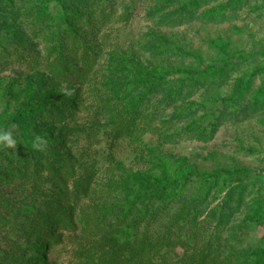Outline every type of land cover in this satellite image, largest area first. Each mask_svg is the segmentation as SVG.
I'll return each instance as SVG.
<instances>
[{
    "label": "rangeland",
    "instance_id": "374dc122",
    "mask_svg": "<svg viewBox=\"0 0 264 264\" xmlns=\"http://www.w3.org/2000/svg\"><path fill=\"white\" fill-rule=\"evenodd\" d=\"M2 131L0 264H264V0H0Z\"/></svg>",
    "mask_w": 264,
    "mask_h": 264
},
{
    "label": "trees",
    "instance_id": "16d2710c",
    "mask_svg": "<svg viewBox=\"0 0 264 264\" xmlns=\"http://www.w3.org/2000/svg\"><path fill=\"white\" fill-rule=\"evenodd\" d=\"M74 37H75V35H74ZM56 73L59 74L58 72H56ZM176 75H186V76H189L191 78H196V77H200L203 75H208V73L197 72V71H192V70H179V71H177ZM153 80H154L153 82H162L166 79L161 77V78H154ZM190 176L191 175H188L187 179L190 178ZM196 180L201 182L202 185H204L210 181V177L207 175H199V176H196ZM155 260H156V257L154 255L141 253V254L135 256L133 259H128L124 264H158V263H156Z\"/></svg>",
    "mask_w": 264,
    "mask_h": 264
},
{
    "label": "clouds",
    "instance_id": "9594fccd",
    "mask_svg": "<svg viewBox=\"0 0 264 264\" xmlns=\"http://www.w3.org/2000/svg\"><path fill=\"white\" fill-rule=\"evenodd\" d=\"M71 93H69L70 95ZM47 145V140L45 137L37 135L31 143V147L36 151H45ZM18 146L17 139L14 138L11 131L0 132V149H11L16 150Z\"/></svg>",
    "mask_w": 264,
    "mask_h": 264
}]
</instances>
